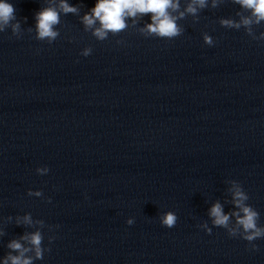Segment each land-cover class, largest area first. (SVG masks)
Returning a JSON list of instances; mask_svg holds the SVG:
<instances>
[{
	"label": "clouds",
	"instance_id": "clouds-1",
	"mask_svg": "<svg viewBox=\"0 0 264 264\" xmlns=\"http://www.w3.org/2000/svg\"><path fill=\"white\" fill-rule=\"evenodd\" d=\"M233 2L249 10L251 16H242L239 23L231 19H222L220 21L221 25L236 29L243 25L247 29L248 34L252 35L250 26L253 23L259 25L261 21H264V0H233ZM218 3L219 0H212V7H217ZM207 6L208 0H190L185 10L179 11V0H97L90 12L85 13L81 19L86 29H93V35L97 39L105 40L108 33L116 35L125 30L128 26L126 23L127 18L150 14L151 23L145 26L146 31L150 35L171 40L183 33V29L177 23L179 19L185 18L186 14L196 16L199 10ZM61 12L64 14H75L78 12V8L67 3V0H59L58 6L52 4L35 13L36 39L48 40L49 42L56 40L59 32L55 30V26L60 23ZM177 12L178 15H173V13ZM97 22L98 27L96 26ZM9 28L14 36H20L21 24L17 19L14 5L9 3L8 0H0V33L5 32ZM253 38L256 39L255 37ZM260 39H264V36ZM204 42L209 46L214 44L212 38L207 34L204 35ZM91 52L90 48H86L81 55L86 57ZM48 171V168L37 169V172ZM232 184L233 203L239 211L233 212L231 215L236 217L237 227H229L230 215L224 213L220 203H216L211 207L209 215L214 218V225L228 230L229 236H238L251 243L258 238L264 237V227L258 226L259 213L246 203L249 200V196L242 185L236 180H233ZM28 194L33 195L31 191ZM34 194L37 196L41 195L40 192ZM23 222L30 225L32 223L31 216L25 215ZM133 222V219L127 220L129 225L133 224ZM176 222L177 216L172 211L160 216V223L165 227L172 228L176 225ZM203 227L209 234L211 233V229H208L207 225ZM21 239L27 241L30 247H25L18 240L11 241L8 247L18 252L19 255L9 254L5 258L4 264H9V261L11 264H34V260L43 259L44 252L47 249L42 246L43 236L40 231L26 234ZM52 239L50 237L49 241L51 242ZM252 248L256 250V245L253 244ZM29 252H34V257L27 256L26 253Z\"/></svg>",
	"mask_w": 264,
	"mask_h": 264
}]
</instances>
